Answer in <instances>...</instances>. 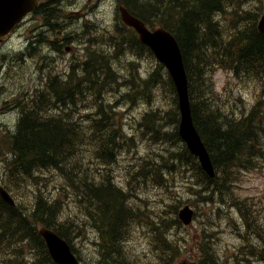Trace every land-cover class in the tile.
I'll return each mask as SVG.
<instances>
[{
  "label": "trees",
  "instance_id": "obj_1",
  "mask_svg": "<svg viewBox=\"0 0 264 264\" xmlns=\"http://www.w3.org/2000/svg\"><path fill=\"white\" fill-rule=\"evenodd\" d=\"M256 1L122 0L147 25L163 27L176 37L184 56L193 120L218 173L215 179L209 178L180 138L176 90L166 70L157 65L146 78L136 72L131 74L127 81L130 91L121 99L133 104L139 97L150 99L153 92L167 88L173 95L174 110H152L145 114L142 125L157 143L177 144L179 150L166 149V153L157 155L155 162L140 160L130 176L151 178L161 185L162 175L172 170L175 163L189 164L196 169V182L201 186L198 195L203 203L212 204L226 197L240 204L231 193L233 175L237 169L256 167L262 158L264 140V34L257 27L262 4L255 5ZM51 4H41L35 12L48 21L56 20L60 13ZM222 16L226 21L220 20ZM49 23L53 32L61 29L58 23ZM120 25L116 35H108L104 41L96 38L99 45L105 42L103 48L99 51L88 48L86 58L75 64L67 77L52 75L50 71L42 89L38 86L13 102L18 113L23 112L15 126L1 134L0 158L11 179L28 182L35 190L31 189L32 195L16 206L0 198V264H55L39 235L40 227L55 230L69 243L79 238L82 228L71 217L65 219L60 194L49 196L41 188V173L52 170L66 178L85 219L100 233L101 239L96 243L100 258L94 264H134L121 252L132 220L139 215L130 203L128 190L119 187L110 174L97 178L88 174L82 164L86 145L103 165H113L118 152L128 144L116 110L120 101L108 99L107 95L120 91L122 79L116 64L127 50L137 55L152 52L132 30ZM89 42L92 46L95 40L90 38ZM220 66L239 79L253 80L262 87L259 99L244 117L229 118L217 104L211 72ZM62 95H69L70 100L60 103L58 98ZM81 106L88 109L87 113L90 111L86 121L75 117L83 111L79 109ZM168 126H174L175 130L168 132ZM239 207L244 222L241 230L246 236H243L244 257L238 264H264V228H251L244 216L247 213ZM171 214L170 222L161 218L148 225L160 253L159 264H174L186 246L185 237L182 245L171 235L181 226L177 210ZM212 242V234L204 235L201 264H220Z\"/></svg>",
  "mask_w": 264,
  "mask_h": 264
},
{
  "label": "rangeland",
  "instance_id": "obj_2",
  "mask_svg": "<svg viewBox=\"0 0 264 264\" xmlns=\"http://www.w3.org/2000/svg\"><path fill=\"white\" fill-rule=\"evenodd\" d=\"M60 2V6L65 10L63 22L67 24V33L74 37L73 42L77 46L76 49L81 50L73 55L74 60H81V52L87 51L84 44L87 42L88 36L84 31L99 30L101 35L102 33L117 34L115 29L119 24L114 0H60ZM254 3L263 5L264 0ZM67 16L68 18H66ZM228 19H231L230 15ZM220 20L226 21L224 16ZM20 37V34L17 33L9 42L16 49L23 47ZM97 43L96 41L95 44ZM2 50L3 46H0V140L1 134L8 131V128L12 129L17 122L19 113L14 110L17 106H14L13 102L19 99V96L23 95L22 93L34 89L42 78L39 68L46 63L54 65L58 71L69 69L65 64L67 60L61 62L60 59H57L56 54L46 51L44 48L43 50L37 49L30 56H19L16 52L9 54L5 51L6 53H3ZM44 55H48L49 58ZM2 57H5L8 60L6 62L10 63L7 64L2 60ZM69 58L71 56L67 55L66 59ZM122 64L121 61L117 63L118 68L123 69L119 73L128 77ZM156 65L157 61L151 59L149 62L140 60V66L134 65V67L140 68L146 74L147 71L155 70ZM221 68V66L214 67L211 73L215 83L217 104L233 119L235 116H243L260 97L262 87L259 83H254L253 80L236 78L232 73ZM118 90L120 91L117 93L108 94L107 98L120 101L116 110L128 144L123 145L121 151L118 152L117 162L113 165H103L98 156L91 153L94 150L92 149L90 152V146L86 145L82 164L84 168L88 169V174L96 178L101 174H110L118 185L128 190L132 199L131 203L139 212L138 217L132 220L128 243L125 245L130 259L135 261L134 264H159L160 253L157 252L154 245V237L151 227L148 226L149 223L158 222L161 218H167L170 222L173 218L171 214L173 211L177 210L178 212L182 207L190 205L198 214L194 223L186 228L175 229L171 234L179 239L182 245V238L185 237L188 247L174 264H181L184 259L200 262L201 244L205 231L214 234V247L222 264H238L240 257H243L245 244L243 236H246V233L241 230L244 222L241 220L243 214H241L239 206L242 207L243 212L247 213L244 216L248 219L251 228H264V140L262 158L256 162V167L237 169L233 175L231 193L240 204L236 205L229 200L230 198L225 197L215 200L208 206L206 203L199 202L201 201V197L198 195L200 187L196 184V169L191 165L175 163L172 170L162 175L161 185H157L151 178L139 180V175L137 177L130 176V172L137 168L140 160L150 159L155 162L157 155L166 153V149L179 150L177 144L157 143L146 134L147 130L142 125L146 113L152 110L170 112L174 110L175 103L172 93L167 88L153 92L149 100L142 96L140 99H136L133 104L127 102L126 99H121L122 95L130 91L128 84L126 87L119 86ZM21 99L23 100V98ZM79 109L83 111L75 115V117L78 116L76 119L86 121V116L90 114V111L87 113L88 109L83 106ZM172 130H175L174 126H168V132ZM4 152L6 153L7 150ZM3 153L2 155L5 156ZM39 182H42L41 188L49 196L55 197L60 194L62 204L65 206V219L71 217L82 228L74 246L78 250V256L82 259L83 264L97 263L100 255L96 243L101 239L100 233L85 219L84 213L80 210V204L75 201L72 190L68 188L69 183L66 178L59 171H45L41 173ZM0 183L18 203H23L32 195L31 189L35 190L28 182L11 179L1 158ZM0 256L2 257V255ZM28 256L33 258L32 253H28Z\"/></svg>",
  "mask_w": 264,
  "mask_h": 264
},
{
  "label": "water",
  "instance_id": "obj_3",
  "mask_svg": "<svg viewBox=\"0 0 264 264\" xmlns=\"http://www.w3.org/2000/svg\"><path fill=\"white\" fill-rule=\"evenodd\" d=\"M37 1L39 0H0V40L9 36L22 19L36 8ZM120 11L123 22L136 30L140 40L152 48L158 60L167 67L178 93L181 115L179 134L187 144L189 151L198 157L203 169L210 177L214 178L216 172L211 156L194 125L188 80L178 42L164 28L150 30L144 22L131 15L126 8L122 7ZM258 30L264 34V12L258 23ZM0 196L7 203L15 205L11 195L2 186H0ZM193 216L194 210L190 206L184 207L179 213V217L185 225L191 224ZM39 233L56 264H81L69 243L55 231L43 227Z\"/></svg>",
  "mask_w": 264,
  "mask_h": 264
},
{
  "label": "flooded vegetation",
  "instance_id": "obj_4",
  "mask_svg": "<svg viewBox=\"0 0 264 264\" xmlns=\"http://www.w3.org/2000/svg\"><path fill=\"white\" fill-rule=\"evenodd\" d=\"M29 19L30 17L25 20V22L22 24V27L24 30H27L29 25ZM42 25V23H40ZM41 35L48 36L47 34L42 33ZM58 35H61L60 37L55 36L54 40H52V49L55 51H60V53L68 51L70 52L72 48L68 45L69 44V37L65 35L64 31H61L58 33ZM54 42V43H53Z\"/></svg>",
  "mask_w": 264,
  "mask_h": 264
},
{
  "label": "bare ground",
  "instance_id": "obj_5",
  "mask_svg": "<svg viewBox=\"0 0 264 264\" xmlns=\"http://www.w3.org/2000/svg\"><path fill=\"white\" fill-rule=\"evenodd\" d=\"M216 6V5H215ZM212 11V10H211ZM210 16H211V14H210ZM262 44V43H261ZM70 100V96L69 95H62V96H60L59 98H58V101L60 102V103H63V102H65V103H67L68 101ZM23 111L21 110L20 111V114L19 115H21V113H22ZM30 125V124H29ZM64 139V138H63ZM62 141V140H61ZM66 142V141H65ZM64 143V142H63ZM56 152V151H55ZM58 153V152H57ZM56 153V154H57ZM50 154V153H49ZM44 155V154H43ZM60 155V154H59ZM28 157V156H27ZM55 157V156H54ZM26 158V157H25ZM58 158V157H57ZM27 159V158H26ZM37 159V158H36ZM35 159V160H36ZM43 159V158H42ZM23 161V160H22ZM32 161V160H31ZM38 162V161H37ZM44 162V161H43ZM4 163V162H3ZM41 163V162H40ZM45 163V162H44ZM48 163V162H47ZM21 164V163H20ZM24 164V163H23ZM38 164V163H37ZM25 165V164H24ZM44 165V164H43ZM37 166V165H36ZM21 168H23V167H21ZM31 169V168H30ZM168 171V170H167ZM139 180H140V178H139ZM120 187V186H119ZM122 188V187H121ZM1 198V197H0ZM2 199V198H1ZM3 200V199H2ZM4 201V200H3ZM5 202V201H4ZM137 209V208H136ZM137 213L139 214V212H138V210H137ZM128 220V219H127ZM131 220V219H130Z\"/></svg>",
  "mask_w": 264,
  "mask_h": 264
}]
</instances>
